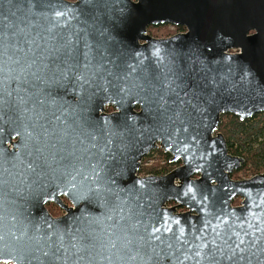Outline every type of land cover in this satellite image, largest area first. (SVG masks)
<instances>
[{
	"label": "water",
	"instance_id": "obj_1",
	"mask_svg": "<svg viewBox=\"0 0 264 264\" xmlns=\"http://www.w3.org/2000/svg\"><path fill=\"white\" fill-rule=\"evenodd\" d=\"M0 18V264H233L216 232L264 264V173L234 179L219 131L264 112V0H0ZM158 148L181 165L140 175Z\"/></svg>",
	"mask_w": 264,
	"mask_h": 264
},
{
	"label": "trees",
	"instance_id": "obj_2",
	"mask_svg": "<svg viewBox=\"0 0 264 264\" xmlns=\"http://www.w3.org/2000/svg\"><path fill=\"white\" fill-rule=\"evenodd\" d=\"M163 26L165 25H151L148 29L152 35L158 36L159 32L168 31V27L162 28ZM169 34L168 32L162 35ZM111 110L113 107L108 106L107 111ZM219 131L227 140L229 152L245 158L243 166L233 173L234 178L241 179L264 173V112L245 120L231 113L222 114ZM170 157V154L161 148L153 150L143 159L140 175H162L170 172L175 167L170 162ZM240 201L241 198L237 197L234 204H240ZM172 203L174 202L169 204Z\"/></svg>",
	"mask_w": 264,
	"mask_h": 264
},
{
	"label": "snow or ice",
	"instance_id": "obj_3",
	"mask_svg": "<svg viewBox=\"0 0 264 264\" xmlns=\"http://www.w3.org/2000/svg\"><path fill=\"white\" fill-rule=\"evenodd\" d=\"M62 15H64V13H61V12H57L56 13L57 17L62 16ZM0 20H2V18H0ZM4 36H5V33L3 31V24L0 23V51L3 50ZM69 54L71 55V52ZM3 105H4V99H3L2 94H0V108H2ZM216 227H222V226H220V225L214 226V228H213L214 232L216 231ZM249 227L251 228L252 225L250 224ZM153 231H159V229H153ZM182 234H183V230H181V237L180 238H182ZM233 235L236 237V240L233 242V244H229L228 240H225L221 236L220 232H216V237L220 238L223 241L224 247H221V246L217 245L216 238H213L211 243L214 246V250L219 249L221 256L224 255V248L230 249V254L228 255L227 258H228L229 261L233 262V264H236V259L235 258H237V254L238 253L240 254L238 256V261L239 262H243L244 261L243 253L245 251H247L248 246L245 243L244 238L240 235L239 232H234ZM244 235L247 236L248 233H245ZM253 237H254V241L250 242V243H252V246L254 247L255 243H257V242H259L261 240V237H255V233L254 232H253ZM157 239H159V237H157ZM229 239H231V237H229ZM242 245H243V247H242ZM207 246L208 245L205 243V244H201L199 247L201 249H203V248H206ZM197 255L199 256L200 252H197ZM185 259H187V257H185Z\"/></svg>",
	"mask_w": 264,
	"mask_h": 264
},
{
	"label": "flooded vegetation",
	"instance_id": "obj_4",
	"mask_svg": "<svg viewBox=\"0 0 264 264\" xmlns=\"http://www.w3.org/2000/svg\"><path fill=\"white\" fill-rule=\"evenodd\" d=\"M163 25H165V26H167L168 27V29H170L171 30V32H170V34L169 35H152L150 32H149V29H148V33L151 35V36H153V37H156V38H168V37H171V36H173V35H176V34H179V33H184V32H187L188 31V28L186 27V26H184V25H172V24H163ZM158 26H160V25H158ZM165 26H163L162 28H165ZM149 28V27H148ZM163 32H164V30H163ZM252 33H254V31H250L249 32V34H252ZM159 34H160V32H159ZM233 51V50H232ZM111 111H113V110H111ZM173 164V163H172ZM175 165V167H177V166H179V165H181V162H179V163H175L174 164ZM174 167V168H175ZM197 177V176H196ZM234 179H236V178H234ZM65 200V202H67V203H69L66 199H64ZM70 204V203H69ZM54 205V206H53ZM169 205H175V203H172V204H169ZM48 209L50 210V212L54 215V216H60V215H62V214H64L65 213V211L62 209V208H60V206L59 205H57V204H55V203H49L48 204ZM57 210V211H56ZM177 211L178 212H183V211H186V208H184V207H180V206H178L177 207Z\"/></svg>",
	"mask_w": 264,
	"mask_h": 264
},
{
	"label": "rangeland",
	"instance_id": "obj_5",
	"mask_svg": "<svg viewBox=\"0 0 264 264\" xmlns=\"http://www.w3.org/2000/svg\"><path fill=\"white\" fill-rule=\"evenodd\" d=\"M170 33L171 32V30L170 29H168V31L167 32H160V33H162V34H165V33ZM162 34H159V35H162ZM244 178H249V177H244ZM57 211V210H56ZM184 212V211H183Z\"/></svg>",
	"mask_w": 264,
	"mask_h": 264
}]
</instances>
